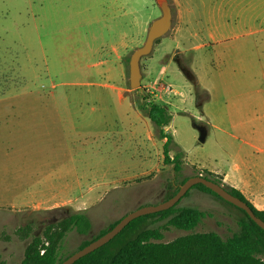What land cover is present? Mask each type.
<instances>
[{
	"label": "rangeland",
	"instance_id": "obj_1",
	"mask_svg": "<svg viewBox=\"0 0 264 264\" xmlns=\"http://www.w3.org/2000/svg\"><path fill=\"white\" fill-rule=\"evenodd\" d=\"M168 1L172 26L141 58V90H132L129 59L161 14L155 0H0L1 261L19 264L34 237L44 240L47 225L85 212L91 231L69 232L59 251L61 257L73 253L127 213L167 200L184 178L197 175L194 165L224 167L241 140L264 137L263 121L247 122L238 130L229 124L224 128L239 139H225L224 151H218L213 132L200 143L196 95L181 70L194 74L191 66L198 55L202 85L212 105L227 109L226 118L242 122L258 102L264 112V93H255L264 91V0ZM150 58L156 71L160 61L173 58L179 64L171 62L163 76L185 95L167 107L173 115L168 133L175 137L169 154L181 153L179 172L164 162L160 138L137 108L143 95L147 102L165 105L147 90L156 79L149 74ZM133 130L149 147L148 166L141 167L137 156L129 158L140 149L130 146ZM149 131L154 140L147 141ZM214 154L220 155L216 162ZM63 166L76 167L78 176L65 174ZM76 178L78 188H64ZM82 199L91 204L79 203ZM177 207L197 209L204 217L190 231L163 228L161 242L209 232L227 238L240 231L243 213L199 187H192ZM258 257L264 262V253Z\"/></svg>",
	"mask_w": 264,
	"mask_h": 264
},
{
	"label": "trees",
	"instance_id": "obj_2",
	"mask_svg": "<svg viewBox=\"0 0 264 264\" xmlns=\"http://www.w3.org/2000/svg\"><path fill=\"white\" fill-rule=\"evenodd\" d=\"M182 71L193 84L196 106L201 109L202 103L208 95L202 91L204 99H201L200 89L194 75L183 68ZM142 98L143 100L137 105V108L145 112V116L156 130L157 136L160 139H165L163 144L164 162L172 164L173 170L179 172L182 167L181 153H176L171 158L169 153L173 140L172 136L165 132V127L171 121V114L166 105L147 102L146 95H143ZM199 175L222 185L233 196L246 202L255 215L264 221V210L254 207L238 189L224 185L221 179L212 178L209 176L210 174L201 175L198 172L195 176ZM188 178H184L181 184ZM193 187H199L202 191L230 204L202 184ZM177 190H174L167 199L171 198ZM177 204L167 210L132 220L107 244L83 256L73 264H264L258 257L264 253V230L244 210L232 204L230 205L243 213V218L238 222L240 227L238 233L227 238H222L214 232L190 234L169 243L161 242L163 228L172 226L190 231L204 217L202 211L189 207H177ZM119 220L100 231L92 239L83 241L78 250L108 232ZM162 221H164L163 225H157ZM91 227V221L85 212L69 214L58 222L47 225L43 233L44 240L39 236L34 237L25 252L24 259L19 264H60L74 253L60 256L59 251L66 235L73 230L86 235L91 231ZM42 251L43 253H41ZM0 264L6 263L0 260Z\"/></svg>",
	"mask_w": 264,
	"mask_h": 264
},
{
	"label": "crops",
	"instance_id": "obj_3",
	"mask_svg": "<svg viewBox=\"0 0 264 264\" xmlns=\"http://www.w3.org/2000/svg\"><path fill=\"white\" fill-rule=\"evenodd\" d=\"M212 26H213L212 24L210 26L208 25V35L210 36H211L210 29ZM162 44L168 45L169 42L162 40ZM204 45L206 44L203 43L199 46L189 47L186 49V51H190L191 49H198V47L204 46ZM152 61H153V58H150L149 59V66H150L149 74H154L156 79L151 84H148L147 90L150 88L151 92L155 91L157 96L163 99V103L167 105V107L174 106L175 101H178V100L183 101V99L185 98L184 93L182 91L176 90L175 88L172 87V85L169 82H166L163 79V76L166 75L167 69L170 66V63L171 62L177 63V61L173 58H171L169 61H166V62L160 61L161 65L157 71L152 65H150V62ZM197 62H199V57L196 54L194 57V61L191 66V69L193 70V73H194L193 75L196 78L198 87H200V90L203 92H206V94L208 95L206 99L203 101L201 109H199V114L197 115V118H198L199 124H204L207 127L206 140H207V136L209 135V133L213 132V134L215 135L216 142L219 147L218 151H221V150L224 151L225 148L223 146V142L225 139L232 138L235 140H239L237 138V135H234L233 133H230L229 131L224 129L225 127H228L227 126L228 124L230 125V128L238 130L239 127H242V125L247 122L248 123L250 122L256 123V122H261V121L264 122V112L261 110V105L258 102L254 104L253 108L248 113V115L243 118L246 120H243L241 122V121L233 120L231 116L229 118H226L225 117V114H226L225 112L227 111L226 108H223V107L217 108L215 105L211 104L212 98L210 95V91L207 88L203 87L202 85L201 79L199 78V74L197 71ZM254 78H255V74L253 75V79ZM263 78H264V74H263ZM168 86L171 87V91L167 93L166 87ZM191 87L194 89L193 84L191 85ZM190 90L192 92V89ZM255 93L262 94L264 93V91L262 92L261 90H256ZM119 97L120 99L124 98L121 93L119 94ZM169 113L171 114L170 111ZM172 123H173V115L171 114V121L165 127V132L167 133L170 132ZM171 136H172V140L175 143V137L172 135V133H171ZM146 138H147V141L155 139L152 131H149L147 133ZM129 141H130L131 147H132V144H136V146L140 147V149H137L138 150L137 154H133L132 152L130 153L129 158L131 159V161L133 160L135 156H137L138 159L140 160L141 167L148 166L147 160L149 159V153H148L149 147L146 143V140L142 139V137L138 135V133L135 130H133V131H130ZM160 142H161V145H163L165 142V139H160ZM262 142H264V137L261 139L257 136L249 135L246 137V139H243L240 141L238 149L236 150V152L230 155L229 157L230 159L227 162L226 166L224 167L211 166L207 168L206 164L205 165L199 164V165H194L193 168L196 171H198L200 174H202L201 172L206 171L212 175H219L221 177L220 179L222 180V182H224L228 186L238 189L248 201H249V198L252 197L254 199V202H253L254 206L256 207L258 205L264 206V156H260L262 153H264V145L262 144ZM141 144L144 147L143 149H141V146H140ZM245 152L248 154L246 155L248 156V158L243 157L244 155L242 154H244ZM183 155H184L183 157L184 164H186L187 156L185 155L184 150H183ZM218 156L220 155H216V154L211 155V159L216 162V159ZM158 165H160V163H158ZM61 169L64 170L65 174L67 175H71L72 173L73 174L77 173L76 167L66 168L65 166H63L61 167ZM76 176H78V174H76ZM48 181H49V177H47L46 183ZM73 183L74 184L66 183L64 188L65 189L78 188L80 186L79 178H76V180ZM83 202H87V201L84 199L79 201V203H83Z\"/></svg>",
	"mask_w": 264,
	"mask_h": 264
},
{
	"label": "water",
	"instance_id": "obj_4",
	"mask_svg": "<svg viewBox=\"0 0 264 264\" xmlns=\"http://www.w3.org/2000/svg\"><path fill=\"white\" fill-rule=\"evenodd\" d=\"M157 6L160 9V16L154 19L147 31L145 41L142 46L136 48L129 59V87L132 90H141L142 72L140 67V60L150 54L153 49L154 43L164 37L172 26V9L168 0H155ZM199 132L198 141L204 143L207 135V127L204 124L195 125ZM202 184L206 188L210 189L213 193L219 196L224 201L234 205L237 208L244 210L248 216L264 230V221L257 217L252 209L236 196L229 193L222 185L206 179L203 176L189 177L184 183H182L177 192L167 200H161L156 205H146L137 208L124 215L108 232L100 236L99 238L91 241L88 245L80 250H77L71 254L68 258L62 261L60 264H73L83 256L93 252L94 250L104 246L116 235H118L132 220L156 212L167 210L175 206L180 199L195 185Z\"/></svg>",
	"mask_w": 264,
	"mask_h": 264
},
{
	"label": "built area",
	"instance_id": "obj_5",
	"mask_svg": "<svg viewBox=\"0 0 264 264\" xmlns=\"http://www.w3.org/2000/svg\"><path fill=\"white\" fill-rule=\"evenodd\" d=\"M169 91H171V87L170 86L166 87V92L168 93ZM41 253H43V251Z\"/></svg>",
	"mask_w": 264,
	"mask_h": 264
}]
</instances>
